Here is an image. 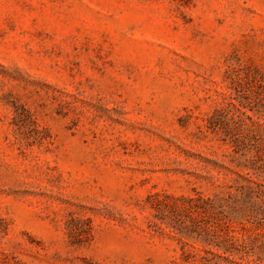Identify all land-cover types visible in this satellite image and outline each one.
I'll use <instances>...</instances> for the list:
<instances>
[{"label":"rangeland","instance_id":"1","mask_svg":"<svg viewBox=\"0 0 264 264\" xmlns=\"http://www.w3.org/2000/svg\"><path fill=\"white\" fill-rule=\"evenodd\" d=\"M233 263L264 264V0H0V264Z\"/></svg>","mask_w":264,"mask_h":264},{"label":"trees","instance_id":"2","mask_svg":"<svg viewBox=\"0 0 264 264\" xmlns=\"http://www.w3.org/2000/svg\"><path fill=\"white\" fill-rule=\"evenodd\" d=\"M218 122L219 121H216L215 119L213 120V119H211L210 120V124H211V127L212 128H215L216 126H218ZM205 203L207 204L206 206H209V207H207V208H210V209H205V211H209V210H216V207H215V202L213 201V200H205ZM212 203H214L213 205H211ZM227 235H228V233H227ZM233 264H236V263H233Z\"/></svg>","mask_w":264,"mask_h":264}]
</instances>
